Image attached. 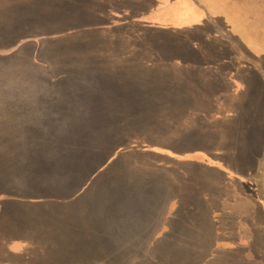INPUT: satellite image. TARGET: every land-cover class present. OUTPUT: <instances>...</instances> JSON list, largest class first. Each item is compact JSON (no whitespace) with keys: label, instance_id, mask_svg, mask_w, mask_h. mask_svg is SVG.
<instances>
[{"label":"rangeland","instance_id":"obj_1","mask_svg":"<svg viewBox=\"0 0 264 264\" xmlns=\"http://www.w3.org/2000/svg\"><path fill=\"white\" fill-rule=\"evenodd\" d=\"M97 1L0 0V49H13L14 44L19 42L17 38L27 32H31V35L37 31V34H42L36 41L43 37L39 42L42 46L38 49L33 44L35 42L31 41L22 46L17 55L12 56L13 52L0 53V87L12 85L13 72L20 66V55L35 54L38 63L44 62L46 57L57 59L53 64L56 71L49 79L51 84L48 89H43L40 96L36 95V105H32L31 97V107L19 104L3 113L2 119L0 117V156L11 154L12 158L9 168L4 166L6 159H0V264H109L111 261L118 262L117 258L114 259L116 254L121 259L119 264H123L127 255L119 251L123 248L116 247L113 241L115 238L111 234L112 220L115 219L113 207L116 200L121 201L132 192H139L137 197L140 202L144 200L146 205L148 203L147 208L159 204L158 210L151 215H146V208L140 212L144 217L165 214L164 219L168 218L171 224H175L168 232L172 238L178 236L175 233L179 228L188 237L201 235L200 238L205 240L209 230L206 226L201 227L202 222L206 224L216 221L221 224L217 225L221 226L220 229L224 228L226 233L229 232L230 236L239 240L193 241L191 248L195 246L194 249L201 251L200 255L203 254L195 258V264H207L208 258L213 259L214 264H264V128L262 125L259 127L254 119L258 110L250 107V102L260 100L256 71L258 69L263 74L264 67L258 65L257 59L246 55V47L243 45L249 41L254 45L256 43V50L264 60V0L146 1L150 9H157L164 14L161 23H171L178 27V32L180 29L186 32L190 27V33L197 36L196 40H187V45L179 38L174 39L169 43L173 47L164 44L159 48V54L170 50L180 55L177 57H187L195 52V55L209 56L210 60L214 57L226 58V70H222L235 73L237 79L234 74L229 77L243 89L238 96L237 108L210 111L200 105L193 110L182 108V111L171 112L170 115L165 112L163 118L162 112L156 109V101L151 100L152 97L134 93L128 98L125 89L131 92L128 86L138 83L144 86L147 81L155 87L163 85L164 73L161 69L164 64L159 61L164 57L154 55L152 63L145 61L146 64H132L134 76L145 74V81L135 78L131 80L130 65L123 71L108 60L117 53L100 56L92 52L76 61L59 59V56L69 59V49L76 43L64 36H54L55 30L51 29L57 23L61 29L69 27L73 23L70 22L71 18L77 19L75 24L80 27L82 24L85 27L87 20L100 24L96 18ZM126 5L130 8V0H126ZM212 12L210 18L204 17ZM221 12L226 16L223 26L227 33L222 31ZM174 13L182 18L176 19L179 21L177 23L169 21L170 14L173 17ZM197 18L207 19V25L204 21L197 22ZM231 25L236 27L234 31L238 28L244 37L239 40L241 47L235 41L239 39L234 35L236 33L230 31ZM49 28L51 32L46 31ZM208 28L210 31L207 32ZM139 30L141 33L142 30ZM225 35L232 41L235 50L245 57L244 60H248V63L244 61L246 65L242 66L235 58L229 57L233 54L228 45L219 43ZM174 37L171 32V38ZM144 43L149 51L146 45L149 42L146 40ZM124 47H129V43L124 44ZM128 55L132 56L129 52ZM105 58L107 61H102ZM209 62L216 63L215 60ZM83 66L87 70H97L103 88L97 90V97L93 96L92 106L86 105L85 109L81 107L80 98L84 97L87 89L70 91L68 88V82H79V78H71L80 75ZM224 77L228 78V75ZM245 101L247 109L243 108ZM100 105L109 106L106 110L108 118L104 117ZM21 106H25L23 111ZM22 114H30V121L29 117L20 121ZM203 117L208 119L205 125ZM200 119L204 125L198 128L202 131L201 136L209 130V124L214 131L219 132L223 127L233 131L227 134V150L222 152L231 164L225 159L215 160L205 151L197 152L193 148L187 147L191 150L186 149L182 153L173 151L167 147L171 143L165 141L164 146L154 139L157 129L161 127L163 130V122L168 126L170 120H175L180 126L188 122L196 124L194 121ZM262 139L263 143L260 144ZM191 146L195 147L196 144ZM109 150L111 154H105ZM86 154L99 155V166L85 171L88 161L93 159L92 156L87 159ZM249 154L254 155L256 166L253 173L246 174L240 167L246 164ZM22 157L27 159L23 174L18 169V159ZM198 161L206 167L202 168L197 164ZM190 165L192 177L189 176L188 184L183 185V167L189 168ZM19 173L25 180L21 191L16 190L22 185L17 176ZM73 180L75 182L69 188L71 194L58 192L60 188L66 190L69 181ZM247 183H251L250 190L254 195L253 198L244 199V192L250 191ZM195 191L201 193V210L194 208L189 212L186 198ZM14 193L18 196L13 197ZM235 197L239 205H243L244 201L248 203H245L246 208H249L245 215L242 210L240 213H232V216L228 215L225 208L219 214L215 211L217 205L233 203ZM251 201L254 202L249 207ZM39 206H45V209L39 211ZM63 206L76 211L68 227L64 224L67 220L62 218ZM195 222L199 224L194 228ZM179 242L186 244V241ZM248 242L250 248L247 252L238 246ZM83 244H93L94 251L86 250ZM219 247L229 251V256L216 255L213 249L218 251ZM210 250L208 257L206 255ZM254 254L260 260L255 258L253 261L250 255ZM129 258L144 263L153 259L136 256ZM172 259L161 258V264H172Z\"/></svg>","mask_w":264,"mask_h":264},{"label":"crops","instance_id":"obj_2","mask_svg":"<svg viewBox=\"0 0 264 264\" xmlns=\"http://www.w3.org/2000/svg\"><path fill=\"white\" fill-rule=\"evenodd\" d=\"M73 1V0H69ZM129 2V1H128ZM132 0H130V3ZM97 13L96 14H107L109 13L107 8L110 6L114 7H128L126 5V0H98L97 1ZM119 4V5H118ZM88 5L86 4V7ZM130 6V5H129ZM217 7V6H216ZM214 7V8H216ZM88 8V7H87ZM102 9V10H100ZM74 12V11H72ZM118 13V11H115ZM147 15L145 19H153L159 17L160 19L164 18V14L161 13L157 9H150V11H146ZM122 13V12H121ZM212 13L205 14L204 17L210 18V15ZM207 15V16H206ZM190 16V15H189ZM220 16L222 17V31L225 32V24L224 21H226V16L224 12L220 13ZM167 19V18H166ZM170 19H182L177 17V13L172 15L170 14ZM192 19V18H190ZM207 19L204 18V20H199L197 18V22H206ZM176 20L175 22H177ZM65 23V22H64ZM224 23V24H223ZM184 26V25H182ZM77 29H83L86 28L83 26L82 27H76ZM234 26L231 25L230 31L232 33H236V35L239 39L236 41V43L241 47V42L239 40L244 39L243 36L240 35V30L237 28L236 31H234ZM68 29H73L72 28H62L58 23L56 24L55 28H52V30H59L61 32L67 31ZM214 30H216L214 28ZM46 31L51 32L50 28L46 29ZM229 31V30H228ZM38 32V31H37ZM30 34L31 32H27L25 35L22 37H18L17 40L19 41L17 44H14L13 49H0V53H5V54H11L13 52V55H17L19 52L18 50L24 46L27 42L34 41L35 45H37V38H40L42 34ZM227 35V34H226ZM224 36V38L220 39L219 43H225L228 45L229 49L231 50L230 53L233 55H229V57L235 58L238 62L241 63V65H246L248 63L247 59L244 60V56L240 55L238 51L235 50L233 43L229 41V38ZM39 36V37H37ZM52 37V34H51ZM167 42V43H166ZM173 40H162L158 44H155L154 46H151L152 48H156V51L154 52V49H141L142 55H128V52L130 51L129 47H132V45H129V47H124V44L122 43L119 44L118 42H113L111 44L112 48H119V49H124L123 54H118V55H113L112 58H108V60L112 61L116 65L117 68H121L123 71H125L129 65H130V77L131 80L134 78L136 80H144L145 79V74L138 75L136 74L134 76L133 73V65L132 64H146L145 61H148L149 63L151 62V58L154 55H159L164 57L162 60H160V63H163L164 66L162 67L161 70H163V78H164V84L163 85H158L154 86L153 84H150L149 81L144 83V86H139V83L135 86H128V90L131 92H127V89H125V93L127 94L128 98L130 97L129 95H133L134 93H140L141 95L149 96L152 97L151 100L153 102L156 101V109L157 111L162 112V117H164L165 112L170 115L171 112H176V111H182V108H188V110H193L196 109L197 106L203 105L206 106L207 108L210 109V111L213 110H223L227 107H238V96L242 94V87L237 85V83L234 81L232 82L229 77L230 74L235 75V79L238 77L236 76L235 73H233L231 70L229 72L225 71V63H228V60L226 58H218L214 57L216 63H210L209 61H212L209 59V56L207 55H195V52H191L190 56L187 57H177L180 55H175L174 53H171L170 50L166 52L165 54H159L161 50H159L162 45L167 44L168 46L169 43H172ZM184 44H188V41H182ZM245 42V41H244ZM96 43V41H94ZM235 43V42H234ZM32 44V45H33ZM98 44V43H96ZM246 47V55L249 57H252L254 60L257 59L259 62V66L264 67V60L260 57V53L256 50V43L255 45L253 44L252 41H249L248 43L245 42L243 44ZM142 48H146V46H141ZM173 47V46H171ZM11 50V51H10ZM137 51V50H134ZM130 53V52H129ZM131 54V53H130ZM99 55V54H98ZM35 54H29V55H20L21 59L19 60V69H16V71L13 72L12 76V85L11 86H5V87H0V117L2 119V114L5 113L6 111H11L10 107H14L16 105H27L31 107V97H33L32 105H36V98L40 96V93L43 92V89L47 88L48 85L51 84V81L49 79L51 76L55 73L56 69L53 66L54 62L57 61V59L53 57H46V60L42 63H38L37 60H35ZM47 56V55H46ZM92 56V55H91ZM89 56V57H91ZM100 56H106V55H100ZM115 56V57H114ZM45 58V57H43ZM59 59L62 60H70V61H76V60H81L79 57H70L69 59L65 56H59ZM99 61V60H98ZM102 61H107V58L102 59ZM108 61V62H110ZM246 63H245V62ZM37 62V63H36ZM36 64H39L37 66ZM239 64V63H238ZM240 65V64H239ZM241 65L239 67H241ZM144 66H141L143 68ZM147 67V66H146ZM145 67V68H146ZM40 68V69H39ZM224 68L225 70H222ZM239 69V68H238ZM225 72V73H224ZM232 72V73H231ZM240 71L237 72L239 74ZM257 75L256 79L258 81L259 85V93L258 97L260 98L259 101H254L250 102V107L252 109L258 110L256 114V118H254L257 123H259V127L262 125L264 128V72L263 74L260 73V71L257 69ZM80 75L74 76L71 79H78L79 82L76 84L68 82V88L70 91H76L79 89H87L84 91V97L80 98L82 101L81 107L83 109L86 108V105L92 106V103H94V97L96 96V92L99 88H102L101 86V77L97 75V70H87L84 66L82 67L81 72H79ZM225 75H228V78L224 77ZM93 77V78H92ZM81 80V82H80ZM86 80L88 82L86 83ZM145 81V80H144ZM141 82V81H139ZM52 86V85H51ZM53 87V86H52ZM48 89V88H47ZM103 89V88H102ZM139 90V91H138ZM74 93V92H73ZM38 95V96H36ZM35 96V99H34ZM97 97V96H96ZM131 98V97H130ZM18 99V100H17ZM254 99V98H252ZM251 100V99H249ZM13 102V103H11ZM56 102V101H55ZM118 102V100H116ZM240 102V99H239ZM34 103V104H33ZM243 108L247 109L245 107H248V104H246V101L243 104ZM145 105H143L144 107ZM23 111L25 109V106H21ZM109 106H101L100 109L102 110V113L104 117H107L106 110H108ZM142 109V108H141ZM15 110V108H14ZM142 111H145L142 109ZM28 121H30V114H22L20 117V121H22L24 118H28ZM14 120H16L13 117ZM204 119V125L205 123H208V119L203 117ZM3 122V120H1ZM210 121H212L210 119ZM209 121V122H210ZM196 124L189 123L188 124H180L178 126V122L175 120H170L168 123V126H165V122H163L162 127L163 130L157 129L156 131V136L154 139L166 146L165 141L168 143H171V146H167L173 151H179V152H185L186 149L188 148H193L197 152H204L205 154H208L210 157L213 159H225L224 161L228 162L231 164L229 159H226L227 155L222 154L224 150H227V134L233 131H230L228 129H225L224 127L218 132L214 131L213 127L210 126L209 124V130H206L204 134L201 136L200 131L198 128L200 125H202V119L198 121H194ZM202 125V126H204ZM223 126V125H222ZM163 134V137H162ZM195 140V141H194ZM194 141V142H193ZM263 143V139L260 141V144ZM126 144V143H125ZM191 144H196L195 147H192ZM188 147V148H187ZM225 147V148H224ZM253 151V147H251ZM189 151L191 149H188ZM105 154H111V150H109ZM11 154H7V156H0V159H6L4 166L5 167H11L10 162L12 161V158L10 157ZM222 155V156H221ZM90 156L93 157L92 160H89L87 165L85 166L86 170L88 171L90 169H94L97 166H99L101 162V157L99 155L93 156V154H86V158L88 159ZM254 155L249 154L247 155L246 159V164H243V166L240 167L241 171H244L243 173H253L256 162L253 159ZM230 158V157H228ZM27 159L25 158H20L18 159V169H20V172L23 174L22 170L24 167V164L26 163ZM189 164H194V163H189ZM197 164H202L201 162L198 161ZM188 166V165H186ZM183 167L182 173H184V180H182V184H188L189 182V176L192 177V169L191 165L188 167ZM202 168H205L206 165H201ZM18 178L22 181V185L19 186L16 190L21 191L22 186L25 184V180L23 177L17 175ZM224 178V177H222ZM74 180L69 181L68 185L66 186L67 189L63 190L60 188L58 192L64 193V194H71V190L69 189L70 187L73 186ZM176 180L174 181L175 184ZM173 184V186H174ZM80 186L81 184H78ZM159 185V184H158ZM246 186H249L248 189L252 187L251 183H247ZM172 187V184H171ZM139 192H132L127 196L126 198H123L125 200V205L122 203L123 200L118 201L116 200V203L114 205V210H115V216L114 218H117V212L121 213V208L124 206V210L126 216L121 219H114L112 220L111 224V231H112V236L115 238L114 243L115 245H121L123 249H120L119 251H122L123 255L127 257L130 256H136L139 258H145V257H158V258H173L172 259V264H195V258L198 257L200 254L199 251H197L195 246H190V244L193 241H223V240H238L235 237L230 236V233H226V230L224 228L220 229L217 225L218 222L213 223H204L202 222L201 227L206 226L209 230V235L206 236V239L203 240L201 235H191V237L187 236L186 232H182L181 229H177L175 234H178L177 237L172 238L170 236V233H168L171 230V226L175 224H171V221L167 218H165V214L162 216H146L144 217L143 215L141 216L139 213H137L140 216L137 215H132L135 213V209H145L146 208V215L149 213L150 215L152 214L153 211L158 210L159 204L156 203V206H152L147 208V205L145 204L144 200L140 202V199L137 197ZM200 194L195 191L192 196H187V204H188V210L192 211L194 208L195 209H200ZM253 191H247L244 192L243 198H253ZM18 194L14 193L13 197H17ZM25 199H27L26 196H24ZM238 197V196H237ZM237 197H235V201L230 202L228 205L223 206V204L217 205V209L215 211H221L222 209L225 208V210L228 211V215L232 216V213H240V210L243 211V215L246 214L249 208H246L248 205L247 202H243V205H239L237 201ZM19 198V197H18ZM20 201V199H19ZM27 201V200H26ZM254 201H251L249 203V207H252L251 204ZM23 203V202H22ZM247 205H246V204ZM256 203V202H255ZM186 204V205H187ZM20 205V204H19ZM18 205V206H19ZM17 206V207H18ZM262 206V205H261ZM257 207V206H256ZM45 206H39L38 210H44ZM148 209V210H147ZM201 210V209H200ZM212 210H214V207L212 205ZM213 212V211H211ZM143 214V213H142ZM76 211L75 209L68 208L66 206H63V211H62V218L67 220V222L71 223V219L75 218ZM153 218H158V219H153ZM192 218V217H191ZM212 218V217H211ZM218 219V218H217ZM193 223V221H191ZM196 224H199L195 222L194 228L196 227ZM216 225V226H215ZM181 226V223H180ZM200 229V228H199ZM198 228L196 230H199ZM194 236H198V238H194ZM171 241V243H169ZM179 241H186L185 245L180 244ZM239 241V240H238ZM242 242V241H241ZM238 244V243H237ZM254 245V244H253ZM120 246V247H121ZM190 246V247H189ZM240 249L243 247L245 251L250 248V242H248L246 245L238 244ZM215 251L216 255H227L229 256V251L225 250L222 247H219V250L216 251V248L213 249V252ZM257 253V252H256ZM211 250L208 251V255L210 256ZM117 255V254H116ZM203 255V254H202ZM200 255V257H202ZM251 259L258 258L256 257V254L250 255ZM242 257V254L241 256ZM182 258V259H180ZM239 258V257H237ZM213 259L208 258L207 264H214ZM260 260V258H258ZM203 262V260H201ZM171 264V263H170Z\"/></svg>","mask_w":264,"mask_h":264},{"label":"trees","instance_id":"obj_3","mask_svg":"<svg viewBox=\"0 0 264 264\" xmlns=\"http://www.w3.org/2000/svg\"><path fill=\"white\" fill-rule=\"evenodd\" d=\"M146 1L147 0H132V2L130 3V8L124 6H110L107 8L109 13L96 14V18L99 22H101L100 24L95 23L96 21L92 22L90 20H87V25H85L86 28L83 29H77L76 27H79V25L75 23L78 20L75 18H71L70 22L73 23L69 25V28L73 27V29H68L67 32H61L57 30L55 31L54 36H64L69 38L70 41L76 43L72 48L69 49L68 54L70 55V57H84V54H92V52L99 55H109L112 52L123 54L125 50L112 48L111 45H108L112 44L113 42L129 43V45H132V47H129V52L132 55H140L142 54L141 49H147L141 47L145 46L144 42H146V40L147 42H149V44H146L148 45V49H156L152 48L151 46L158 44L162 40H176L179 38L182 41H187L189 39L192 40V38L195 40L197 39L196 35L190 33V27L187 28L186 32H184V29H180V32H178V27L172 25L171 23H161L159 17H155L153 19H145L147 15L146 11H150V8L147 6ZM115 11H118V13H116ZM169 21H172L173 23L179 22H175L176 19H170ZM204 23L205 25H207V21ZM91 24H94V26H91ZM139 28L142 30L141 33ZM208 31H210L209 28L207 29V32ZM171 32L176 38H171ZM41 40H43V37ZM40 41H37V49L42 46V43L39 44ZM94 41H96V43L98 44L94 43ZM99 43H101V46H99ZM87 82L88 80H86V83ZM122 203L125 205V200H123ZM121 211V213L117 212L116 219H121L126 216V214H124V206L121 208ZM140 211H142V209H135V213H133L132 215L140 216L142 215ZM137 213H139L140 215H138ZM64 224L67 227L69 226L68 222L64 221ZM169 243H171V241ZM120 246L121 245H118V247ZM84 248H86V250L88 251H94L95 249L93 244H86L84 245ZM115 258H117L118 262L114 263L111 261L109 264H119L121 262V259L119 260L117 255H115L114 259ZM136 260L127 257V260L123 262V264H161V258L158 257H153V259L151 260L147 259L148 261H146L145 263L142 261L136 262Z\"/></svg>","mask_w":264,"mask_h":264}]
</instances>
